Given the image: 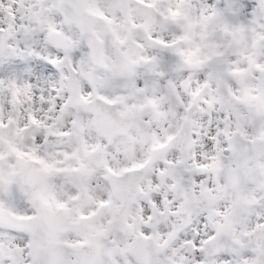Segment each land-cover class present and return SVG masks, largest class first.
I'll list each match as a JSON object with an SVG mask.
<instances>
[{"label":"snow or ice","instance_id":"1","mask_svg":"<svg viewBox=\"0 0 264 264\" xmlns=\"http://www.w3.org/2000/svg\"><path fill=\"white\" fill-rule=\"evenodd\" d=\"M0 264H264V0H0Z\"/></svg>","mask_w":264,"mask_h":264}]
</instances>
